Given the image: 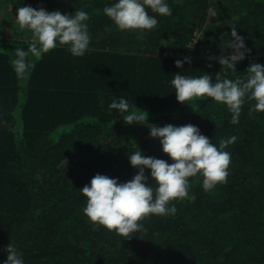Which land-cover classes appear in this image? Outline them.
<instances>
[{"label":"trees","instance_id":"16d2710c","mask_svg":"<svg viewBox=\"0 0 264 264\" xmlns=\"http://www.w3.org/2000/svg\"><path fill=\"white\" fill-rule=\"evenodd\" d=\"M115 2L27 0L37 10L87 12L91 39L82 57L66 46L30 56L24 78L12 61L31 33H0V264L9 244L24 264H264V112L246 99L233 124L225 105L181 104L171 84L177 73L245 79L251 63L264 65V0H226L225 18L211 15L212 0H165L172 14L149 10L157 26L139 31H121L104 14ZM233 29L247 49L235 71L211 59L233 53ZM120 98L145 119L125 124L129 113L109 108ZM168 124H192L218 148L235 137L224 149L227 183L205 192L202 176L190 178L195 201H174V215L146 218L131 239L94 228L80 189L96 174L130 181L136 151L171 163L149 129Z\"/></svg>","mask_w":264,"mask_h":264},{"label":"clouds","instance_id":"9594fccd","mask_svg":"<svg viewBox=\"0 0 264 264\" xmlns=\"http://www.w3.org/2000/svg\"><path fill=\"white\" fill-rule=\"evenodd\" d=\"M149 10L161 16L172 14L165 0H117L103 11L119 30L139 31L152 30L157 26L158 21L149 14ZM89 18L83 10L67 15L58 10L48 12L31 6L17 8L16 21L19 28L31 33L28 49L15 50L16 58L12 65L17 76L24 78L30 74L34 66L30 56L42 58L58 46H66L74 57H82L90 45L86 23ZM232 37L234 39L230 46L234 49L233 53L228 57L211 59H218L221 66L235 71L236 64L244 59L247 49L235 29L232 30ZM187 62L190 63V60ZM183 63L177 60L175 66L182 68ZM247 73L245 79L236 80L221 79L218 73L215 81L207 73L196 78L177 73L171 84L179 103L188 104L189 101L211 98L228 108L232 114L231 123L236 124L246 99L254 100L255 110L264 112V65L251 63ZM109 108L129 113L130 105L127 100L120 98L118 102L113 100ZM144 119V116L130 112L124 122L134 125ZM149 129L150 137L159 139L162 151L171 163L164 159L145 157L140 150L129 157L131 166L138 169L130 181L121 183L107 175L96 174L89 185L80 189L86 198L84 214L94 228L103 227L131 239L134 233L143 230L142 221L146 218L152 215H174L177 212L174 201H195V195H189L190 178L202 176L205 192L227 183L231 154L224 149L235 141V137L221 140L218 148L192 124H168L163 127L151 125ZM145 169L150 170L154 186L147 183L149 177L145 175ZM5 251L8 255L4 264H24L22 254L15 246L9 244Z\"/></svg>","mask_w":264,"mask_h":264},{"label":"rangeland","instance_id":"374dc122","mask_svg":"<svg viewBox=\"0 0 264 264\" xmlns=\"http://www.w3.org/2000/svg\"><path fill=\"white\" fill-rule=\"evenodd\" d=\"M212 2L211 15H219L224 18L229 15L228 10L225 9L226 0H212ZM21 6H28L27 0H0V33L3 31L8 36L17 38L21 29L16 21V12L17 8ZM193 46L188 48L187 54L192 52Z\"/></svg>","mask_w":264,"mask_h":264}]
</instances>
